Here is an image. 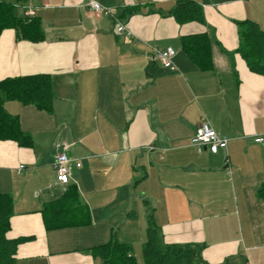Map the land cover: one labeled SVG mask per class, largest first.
Segmentation results:
<instances>
[{"label": "crops", "instance_id": "obj_1", "mask_svg": "<svg viewBox=\"0 0 264 264\" xmlns=\"http://www.w3.org/2000/svg\"><path fill=\"white\" fill-rule=\"evenodd\" d=\"M87 1L18 3L16 15L40 18L45 38L0 35V81L49 74L55 93L52 113L4 101L33 138L32 146L0 140V193L14 199L7 236L25 239L17 264H102L89 249L113 238L144 264L151 211L164 244L200 245L209 264H264V145L254 140L264 134V74L236 52V21L264 30V0H196L206 25L178 23L170 14L178 0H97L113 16ZM202 33L209 70L182 45ZM169 47L176 70L155 57ZM203 121L228 137L226 153L192 144ZM63 151L73 159L67 190L76 187L91 221L50 228L51 205L67 192L54 167Z\"/></svg>", "mask_w": 264, "mask_h": 264}, {"label": "trees", "instance_id": "obj_2", "mask_svg": "<svg viewBox=\"0 0 264 264\" xmlns=\"http://www.w3.org/2000/svg\"><path fill=\"white\" fill-rule=\"evenodd\" d=\"M0 0V35L6 29H15L19 38L41 41L45 31L40 18H22L16 15L18 3ZM170 14L180 24L197 21L207 24L204 9L196 0H178ZM239 45L236 52L246 60L248 67L264 74V30L251 19L237 20ZM182 45L187 55L202 69L211 68L210 39L207 33L186 35ZM54 89L49 74L7 77L0 81V140H14L22 146H32L33 138L22 129L18 115L9 113L5 99L18 100L25 105H34L49 113L54 109ZM264 198V185L259 188ZM54 215L48 220V227L63 228L82 226L90 223L88 209L81 203L75 186H70L61 200L51 205ZM14 212V199L10 193H0V264H17L16 254L24 238L10 239L7 234ZM89 251L99 257L102 264H139L134 247L115 238L91 247ZM144 264H209L202 255V247L197 244H164L160 228L153 211L148 215L146 240L142 247ZM229 260L224 264H229Z\"/></svg>", "mask_w": 264, "mask_h": 264}, {"label": "built area", "instance_id": "obj_3", "mask_svg": "<svg viewBox=\"0 0 264 264\" xmlns=\"http://www.w3.org/2000/svg\"><path fill=\"white\" fill-rule=\"evenodd\" d=\"M86 5L91 11L96 13H104L107 15H114L113 9L111 7L105 6L97 0H88ZM117 31L124 33L128 36L131 35L129 29L126 25L118 20ZM175 51L169 48H158L155 52L156 59L166 68L171 70H176L177 67L173 63V57ZM257 144L264 145V134H257L254 137ZM191 142L197 147H204L208 149L211 153H218L220 151H227L229 139L226 136L220 135L216 129L208 122L203 121L200 123L193 135ZM73 159L68 152H60L54 161V167L56 169V181L63 187V191L67 190V185L70 183L72 163ZM76 165L80 167L82 165L80 160H76ZM229 160L227 159V165ZM23 167V166H21Z\"/></svg>", "mask_w": 264, "mask_h": 264}, {"label": "rangeland", "instance_id": "obj_4", "mask_svg": "<svg viewBox=\"0 0 264 264\" xmlns=\"http://www.w3.org/2000/svg\"><path fill=\"white\" fill-rule=\"evenodd\" d=\"M143 261V260H142ZM143 263V262H142Z\"/></svg>", "mask_w": 264, "mask_h": 264}]
</instances>
